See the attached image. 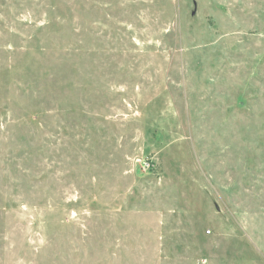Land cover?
Wrapping results in <instances>:
<instances>
[{
	"label": "rangeland",
	"instance_id": "rangeland-1",
	"mask_svg": "<svg viewBox=\"0 0 264 264\" xmlns=\"http://www.w3.org/2000/svg\"><path fill=\"white\" fill-rule=\"evenodd\" d=\"M0 264H264V0H0Z\"/></svg>",
	"mask_w": 264,
	"mask_h": 264
}]
</instances>
